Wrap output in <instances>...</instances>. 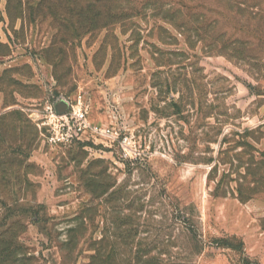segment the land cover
Returning a JSON list of instances; mask_svg holds the SVG:
<instances>
[{
	"label": "rangeland",
	"instance_id": "374dc122",
	"mask_svg": "<svg viewBox=\"0 0 264 264\" xmlns=\"http://www.w3.org/2000/svg\"><path fill=\"white\" fill-rule=\"evenodd\" d=\"M0 264H264V0H0Z\"/></svg>",
	"mask_w": 264,
	"mask_h": 264
},
{
	"label": "trees",
	"instance_id": "16d2710c",
	"mask_svg": "<svg viewBox=\"0 0 264 264\" xmlns=\"http://www.w3.org/2000/svg\"><path fill=\"white\" fill-rule=\"evenodd\" d=\"M3 260L1 259V256H0V263L2 262Z\"/></svg>",
	"mask_w": 264,
	"mask_h": 264
}]
</instances>
